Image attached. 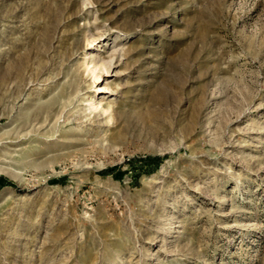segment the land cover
<instances>
[{"label":"rangeland","instance_id":"obj_1","mask_svg":"<svg viewBox=\"0 0 264 264\" xmlns=\"http://www.w3.org/2000/svg\"><path fill=\"white\" fill-rule=\"evenodd\" d=\"M0 264H264V0H0Z\"/></svg>","mask_w":264,"mask_h":264},{"label":"bare ground","instance_id":"obj_2","mask_svg":"<svg viewBox=\"0 0 264 264\" xmlns=\"http://www.w3.org/2000/svg\"><path fill=\"white\" fill-rule=\"evenodd\" d=\"M76 42H77V40H76ZM77 49H78V47H77ZM75 50H76V48H75ZM73 54H76V53H73ZM98 56H100V55H98ZM96 57H97V55H95L94 52H87V55H85V57H83V59H82V60H84L82 62L84 63L86 72L92 79V83L98 82L99 77H100V70L106 69L104 60H100V58L97 59ZM94 98H95V96H94ZM94 98L90 97L88 100V107L92 110L96 109L99 106V104H102L101 99L99 101H96ZM103 108L105 111L109 110V109H111V104L108 103L106 106H103Z\"/></svg>","mask_w":264,"mask_h":264}]
</instances>
